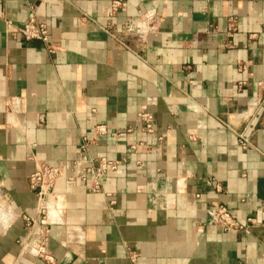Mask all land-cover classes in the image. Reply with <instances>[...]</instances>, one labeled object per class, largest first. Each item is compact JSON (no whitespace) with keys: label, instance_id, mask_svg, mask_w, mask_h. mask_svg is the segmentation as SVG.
<instances>
[{"label":"crops","instance_id":"0c3cea01","mask_svg":"<svg viewBox=\"0 0 264 264\" xmlns=\"http://www.w3.org/2000/svg\"><path fill=\"white\" fill-rule=\"evenodd\" d=\"M115 1L0 0V264H44L38 165L62 169L46 201L52 264H264V0ZM32 19L53 53L17 33ZM85 140L119 162L95 195L91 176L67 179ZM217 206L255 222L222 231Z\"/></svg>","mask_w":264,"mask_h":264},{"label":"built area","instance_id":"2783aa9c","mask_svg":"<svg viewBox=\"0 0 264 264\" xmlns=\"http://www.w3.org/2000/svg\"><path fill=\"white\" fill-rule=\"evenodd\" d=\"M125 7L123 1H115L111 5L112 12L117 11ZM9 26L10 24L7 23ZM236 31V24L234 19H229L227 23L226 34L231 35ZM17 33L24 39L26 42L37 41L43 44L45 49L53 53L54 49L50 46L49 41V30L47 25L35 20H30L20 29H17ZM264 113V104L259 107L256 112V117L261 118ZM254 114V113H253ZM138 121L140 122L139 131L145 135L153 136L158 141H162L163 137H160L156 133L154 127L153 118L148 113H140L137 116ZM95 132L98 135H104L106 133L105 127H96ZM249 133H240L237 134V142L241 149L248 150L252 149L251 144V133L253 132V127L249 129ZM127 133L131 132V129L126 131ZM91 145L90 141H84L79 149L77 150V157L73 163L68 167L69 173L67 179L70 183L75 184L76 180L79 179L80 183L85 182L87 176H91V182L87 185V191L90 194H99L101 193L99 179L100 177L106 175L107 173L115 171L119 162H110L106 159H93L89 153L88 148ZM135 147H132L131 150H134ZM62 169L59 167H48L45 165H38L35 170L29 175L27 179V184L29 190L34 193L36 198V213L40 216L38 221L40 243L36 247V254L38 258L44 264H52V258L46 253V244L45 237L47 233V224H46V201L49 198L55 196V184L57 180L61 177ZM209 216L211 218L212 224L219 227L222 231H241L246 233L249 225L254 224L253 219H248L246 224H240L237 222L226 210L224 207L217 206L209 211ZM26 224V227L31 229L37 223L34 221L23 218ZM134 257L130 256V261L134 262Z\"/></svg>","mask_w":264,"mask_h":264},{"label":"water","instance_id":"95a60500","mask_svg":"<svg viewBox=\"0 0 264 264\" xmlns=\"http://www.w3.org/2000/svg\"><path fill=\"white\" fill-rule=\"evenodd\" d=\"M54 192H55V190H54ZM56 194V193H55Z\"/></svg>","mask_w":264,"mask_h":264}]
</instances>
